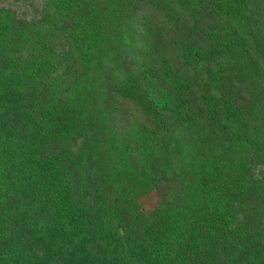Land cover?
I'll use <instances>...</instances> for the list:
<instances>
[{"label": "trees", "instance_id": "1", "mask_svg": "<svg viewBox=\"0 0 264 264\" xmlns=\"http://www.w3.org/2000/svg\"><path fill=\"white\" fill-rule=\"evenodd\" d=\"M0 264H264V0L0 7Z\"/></svg>", "mask_w": 264, "mask_h": 264}, {"label": "rangeland", "instance_id": "2", "mask_svg": "<svg viewBox=\"0 0 264 264\" xmlns=\"http://www.w3.org/2000/svg\"><path fill=\"white\" fill-rule=\"evenodd\" d=\"M45 0H0V7L14 9L22 19H34L41 15ZM159 203V195L153 191L142 197L141 204L145 210L154 209Z\"/></svg>", "mask_w": 264, "mask_h": 264}]
</instances>
